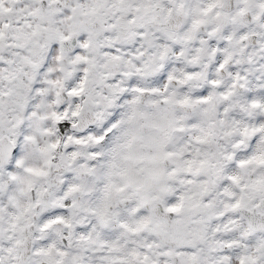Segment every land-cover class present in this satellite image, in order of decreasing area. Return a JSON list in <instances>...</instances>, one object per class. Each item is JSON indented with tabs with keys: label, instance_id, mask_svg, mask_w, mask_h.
<instances>
[{
	"label": "snow or ice",
	"instance_id": "1",
	"mask_svg": "<svg viewBox=\"0 0 264 264\" xmlns=\"http://www.w3.org/2000/svg\"><path fill=\"white\" fill-rule=\"evenodd\" d=\"M0 264H264V0H0Z\"/></svg>",
	"mask_w": 264,
	"mask_h": 264
}]
</instances>
